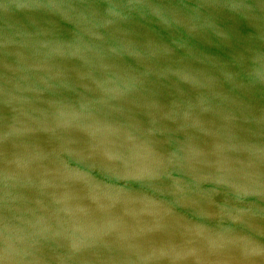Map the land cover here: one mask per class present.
Returning a JSON list of instances; mask_svg holds the SVG:
<instances>
[{
  "label": "water",
  "instance_id": "1",
  "mask_svg": "<svg viewBox=\"0 0 264 264\" xmlns=\"http://www.w3.org/2000/svg\"><path fill=\"white\" fill-rule=\"evenodd\" d=\"M0 264H264V0H0Z\"/></svg>",
  "mask_w": 264,
  "mask_h": 264
}]
</instances>
